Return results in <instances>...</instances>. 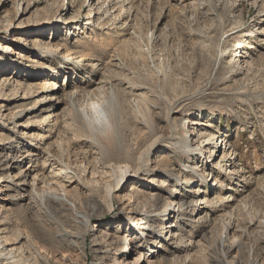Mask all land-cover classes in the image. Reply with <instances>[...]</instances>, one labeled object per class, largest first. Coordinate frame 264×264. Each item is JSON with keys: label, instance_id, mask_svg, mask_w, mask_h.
<instances>
[{"label": "rangeland", "instance_id": "374dc122", "mask_svg": "<svg viewBox=\"0 0 264 264\" xmlns=\"http://www.w3.org/2000/svg\"><path fill=\"white\" fill-rule=\"evenodd\" d=\"M0 45L17 258L98 264L110 242L119 262L264 264V0H0Z\"/></svg>", "mask_w": 264, "mask_h": 264}, {"label": "bare ground", "instance_id": "6f19581e", "mask_svg": "<svg viewBox=\"0 0 264 264\" xmlns=\"http://www.w3.org/2000/svg\"><path fill=\"white\" fill-rule=\"evenodd\" d=\"M90 14H92V10H91V13ZM108 14V13H107ZM91 16V15H90ZM92 23V21L90 20V22H88V23H86V24H91ZM0 47H2L1 45H0ZM17 69V68H16ZM26 74H28V72L26 71ZM23 79V78H22ZM16 80H18V79H16ZM15 80V81H16ZM8 81V78H3L1 81H0V90H1V88H2V82L3 83H6ZM9 82H11V81H9ZM17 82V81H16ZM38 83V82H37ZM47 83V82H46ZM55 83V82H54ZM53 83V86H55L56 87V84H54ZM10 84H14L13 82L12 83H10ZM38 84H42V85H40L39 87H36V88H40L41 90H39V91H37V93H39L40 94V92L42 93V92H47V90H46V88H45V86H43V82H40V83H38ZM17 86H19L20 88V90H18V91H20L21 93H23V96H22V98L23 99H27L28 98V95H26L27 93H28V91H26L25 90V88H26V86H23V84L21 83V82H19L16 86L14 85V87H17ZM97 86H99V85H97ZM48 87V86H47ZM54 87V88H55ZM38 89H36V90H38ZM55 90V89H54ZM95 90V89H94ZM10 92L9 93H7V97L8 96H10V95H13V96H11L10 98H8V99H10V100H12V99H14V98H16V97H18V96H20L19 94H17V93H15L16 92V89H14V88H10V90H9ZM92 91V90H91ZM94 93V92H93ZM52 94V93H51ZM64 94H66V93H64ZM63 94V95H64ZM75 94V93H74ZM4 93H2L1 91H0V100L2 99V97H4ZM54 95H56V94H52L51 96H50V101H52V100H54V99H57V98H59V97H57V96H54ZM70 95H72L73 96V94H70ZM90 95H92V94H90ZM94 95V94H93ZM92 95V96H93ZM57 97V98H56ZM94 97H96V96H94ZM96 101V100H95ZM93 102V101H92ZM97 102V101H96ZM96 102H93V103H91V104H93L94 106H92L91 108L92 109H94V111H95V115H93V116H91V121L93 122V123H96V124H99V125H103L104 127H106V130L107 129H110V128H112L113 127V125H115V123L113 124L112 123V115L111 114H109V113H107L106 112V108H104L101 104H98V103H96ZM90 104V105H91ZM96 105V106H95ZM7 105L6 104H4V103H2L1 105H0V115L1 116H3V113H2V111H3V108H5ZM192 124H196V121H192ZM217 137H216V135H208V136H202L201 135V138H200V142H199V145H202V144H204L205 143V140H206V143L205 144H209V145H213L214 143L216 144V142H215V139H216ZM220 138V137H219ZM6 139V138H5ZM8 139H6L5 140V142H2V144L5 146V145H7V143H10V142H12V141H7ZM224 141V140H223ZM13 143V142H12ZM11 143V144H12ZM217 144H219V143H217ZM217 146V145H216ZM215 145H213V147H212V149H210V154H211V157L214 155V153H215V150H216V147ZM203 150H204V147H202L201 148V151L203 152ZM217 156V155H216ZM215 156V157H216ZM216 159V158H215ZM210 160V162H211V159L209 158L208 159V161ZM1 163V162H0ZM5 164V163H4ZM211 165V164H210ZM212 165L213 166H217V164L215 165V162H214V159L212 160ZM219 165L220 166H223V163H222V161H221V163H219ZM119 168L121 169V166H119ZM125 174V173H124ZM191 175V178H190V180H193V179H196V177L195 176H193L192 174H190ZM124 176V175H123ZM121 177V179H124V177ZM19 182H17V184H18ZM215 183V182H214ZM25 183L24 182H21V183H19V185H24ZM12 185H13V183L12 184H8V185H6V190H11L12 189ZM14 188V187H13ZM132 190H134V189H132ZM196 193H198V194H202V193H204V191H203V189H199L198 191L196 190L195 191ZM11 194V193H10ZM3 198H5V197H3ZM7 198V197H6ZM152 199L154 198V197H151ZM158 199V198H157ZM218 199V198H217ZM155 200V199H154ZM223 200V199H222ZM176 199H173V200H171L170 202L168 201V205H166L165 206V208L159 213V211H156L157 212V214L158 215H162V214H165V213H167L168 211H169V207L171 206V205H174L175 203H176ZM198 201H201V204H203V206H202V209H199V211L201 210H204L205 208H207V210L209 209V206H208V204L211 202L212 203V200L210 201V199H208V198H206V199H204L203 200V198L201 199H199ZM68 203V202H67ZM210 203V204H211ZM179 204V205H178ZM176 205H178L179 206V208H178V210L176 209V207L174 208V212L177 210L178 212H181L182 214L183 213H185L186 211H187V208H184L183 209V205L182 204H180V203H177ZM197 208V207H196ZM196 210V209H195ZM167 211V212H166ZM173 212V211H172ZM200 213V212H199ZM209 216V215H208ZM208 220V219H207ZM171 227H173V226H175L174 224H173V222H170V224H169ZM168 226V225H167ZM230 226H231V224L230 225H227L226 227H225V229L226 230H229L230 229ZM140 228V227H139ZM5 230V229H4ZM0 232H2V230L0 229ZM5 233V232H4ZM3 233V234H4ZM7 236V235H6ZM19 238H21V237H19ZM18 238V239H19ZM174 238H176V237H174ZM118 240V239H117ZM131 240V239H130ZM108 242H109V240H107ZM112 242V241H111ZM121 243V242H120ZM0 244H2L3 246V252H5V254H3L2 252L0 253V258H2V256H8L9 254H12L10 257V259H12V258H14V260L13 261H11V262H9V263H12L13 262V264H26L27 262L25 261V259H21L20 257L19 258H17L18 256V254L19 253H23L24 251L21 249V248H19V246H17V244L15 245V243H13L14 245H12V246H8L9 244H11L10 243V241H8V238H6V239H4L3 238V236L2 235H0ZM106 245H109V247H105L106 248V253H108V257H104V258H106V259H108V262H104V261H100V262H97L98 264H139L140 263V260L138 259L136 262H134V263H131V262H128V261H124V262H119V260H118V258H117V255L121 252V249L119 248V247H114L113 245V243H111L110 244V242H109V244H106ZM8 246V247H7ZM178 247H180L179 245H178ZM2 249V248H1ZM19 249V250H18ZM129 250H131V247L130 246H128L127 247V249H126V251L128 252ZM21 251H23V252H21ZM29 252V251H28ZM97 252H100V249H97ZM104 252V251H103ZM134 253V252H133ZM25 254V253H24ZM15 256H16V258H15ZM21 256H23V254L21 255ZM24 257V256H23ZM26 257V256H25ZM7 258H9V256L8 257H6V259ZM4 259V258H3ZM9 260V259H8ZM8 260H5V261H8ZM103 260V259H102ZM110 260V261H109ZM1 262V261H0ZM4 262V261H3ZM2 262V263H3Z\"/></svg>", "mask_w": 264, "mask_h": 264}]
</instances>
